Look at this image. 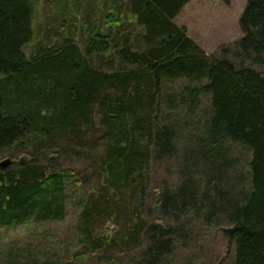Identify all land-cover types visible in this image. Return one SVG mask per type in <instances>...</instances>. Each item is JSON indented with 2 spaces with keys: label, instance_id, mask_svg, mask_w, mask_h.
<instances>
[{
  "label": "trees",
  "instance_id": "obj_1",
  "mask_svg": "<svg viewBox=\"0 0 264 264\" xmlns=\"http://www.w3.org/2000/svg\"><path fill=\"white\" fill-rule=\"evenodd\" d=\"M189 1L124 0L144 28L135 42L98 32L85 49L67 37L28 57L35 2L0 0V152L102 147L99 188L81 203V249L72 258L97 253L100 262L120 264L135 251L137 264H165L188 219L224 217L233 264H264V71L230 55L264 67V0H246L244 34L221 55L208 53L176 22ZM116 12L107 23H121ZM111 48L121 66H95L94 56ZM181 77L202 83L164 95L163 79ZM205 92L211 104L199 112ZM233 144L251 151L243 166ZM179 152L180 181L159 192L165 222H155L143 214L152 161ZM27 159L0 167V264H65L3 246L1 229L63 220L70 183L82 182L73 171ZM107 217L117 228L106 234Z\"/></svg>",
  "mask_w": 264,
  "mask_h": 264
},
{
  "label": "rangeland",
  "instance_id": "obj_2",
  "mask_svg": "<svg viewBox=\"0 0 264 264\" xmlns=\"http://www.w3.org/2000/svg\"><path fill=\"white\" fill-rule=\"evenodd\" d=\"M35 15L33 21L34 37L26 44L25 52L28 57L38 55L42 49L59 45L65 38L75 39L83 49L90 38L98 32L111 38L115 35H130L135 42L141 38L143 27L138 25L136 18L129 12L124 0H33ZM108 5L106 6V2ZM80 6L77 8V4ZM122 5V9L119 7ZM246 0H191L176 16L180 25H185L189 35L196 40L208 53L221 55L224 47L234 46L242 36L240 18L245 9ZM120 11L119 22L107 23V14H117ZM115 17V16H114ZM111 24V25H110ZM235 48H231L234 53ZM40 50V51H39ZM103 51L95 55L93 63L104 70H111L121 66L120 60L110 52ZM232 59L239 65H252L264 71V67L253 63L249 59ZM114 59V61L112 60ZM112 62L113 66L110 64ZM207 81L206 79L203 82ZM202 82L192 81L181 77L177 79H163V93H177L184 86L199 85ZM210 95L202 93L200 111L209 109ZM167 112L172 109L166 107ZM99 122V115L96 116ZM182 146H180V149ZM102 147L96 149L72 147L65 151L48 149L42 154L20 151L11 148L0 152V162L11 158L9 168L17 167L19 160L26 155L27 160H35L48 164L53 170L67 169L73 171L81 183L72 182L68 200L67 215L63 220L31 222L15 227L1 229L4 248L23 255L27 251L55 260H63L65 264H105L100 262L97 253H89L85 257L72 258L73 253L81 249L77 236L78 217L82 204L93 189L99 188V161ZM232 156L240 160V165L251 156V151L240 144H233ZM161 160L154 159L151 166V180L145 201L143 214L155 222H165L157 201L159 192L165 187H173L179 181V157ZM227 226L224 217L215 218L211 222L203 218L191 217L185 223L187 233L176 241L174 251L165 264H233L235 244L224 234L223 227ZM117 228L115 220L107 217L102 224L104 233H111ZM111 230V232L109 231ZM18 251V252H17ZM16 256V255H15ZM75 262L72 263V261ZM139 258L135 251L120 259V264H137ZM119 264V263H118Z\"/></svg>",
  "mask_w": 264,
  "mask_h": 264
},
{
  "label": "water",
  "instance_id": "obj_3",
  "mask_svg": "<svg viewBox=\"0 0 264 264\" xmlns=\"http://www.w3.org/2000/svg\"><path fill=\"white\" fill-rule=\"evenodd\" d=\"M11 162H12L11 158H5L4 160L0 162V167L4 169L8 167Z\"/></svg>",
  "mask_w": 264,
  "mask_h": 264
}]
</instances>
